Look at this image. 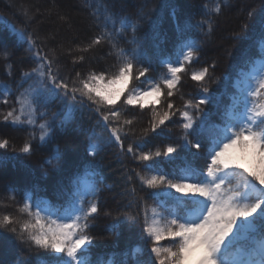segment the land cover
I'll return each mask as SVG.
<instances>
[{"label":"snow or ice","instance_id":"1","mask_svg":"<svg viewBox=\"0 0 264 264\" xmlns=\"http://www.w3.org/2000/svg\"><path fill=\"white\" fill-rule=\"evenodd\" d=\"M95 2L114 30L106 23L87 44L67 51L88 53L107 42L115 63L61 75L56 48L45 51L26 28L10 26L18 42L28 44L36 63L22 74L15 93L0 84V103L9 105L15 94L0 119L34 129L22 147L12 146L14 152L31 155L37 131L41 144L49 143L66 123L95 117L87 155L96 157L115 144L125 164L126 187L120 195L127 201L124 209L130 210L106 212L111 218L108 227L117 236L118 229H126L135 246L114 250L107 261L93 258L97 245L90 225L100 213L102 189L100 165L88 161L57 180L51 198L39 182H26L22 191L6 186L12 203L0 210V264H264V0L259 11L247 10L242 29L248 32L253 22L244 37L250 43L237 61L247 67H240L234 78L225 75L226 82L232 78L231 89L226 83L219 94L210 91L214 60L190 71L199 98L184 100L179 108L174 97L202 51V41L190 35L191 21H182L178 9L167 4L175 24L172 47L154 37L146 49L137 35L147 16L143 9L133 20L105 0ZM224 4L226 0H216L214 7L205 6L208 19L195 25L204 36H211L212 17L221 14ZM151 24L158 35L156 21ZM129 30L126 42L132 47L125 49L118 37ZM0 49L7 59L9 42L3 35ZM84 59L73 55V64ZM137 109L150 114L147 126L139 129L133 114ZM175 116L180 117L178 136L168 127ZM9 147L7 138L0 139V149ZM17 158L0 157V166ZM44 163L60 173V150ZM48 177L46 170L41 179Z\"/></svg>","mask_w":264,"mask_h":264},{"label":"trees","instance_id":"2","mask_svg":"<svg viewBox=\"0 0 264 264\" xmlns=\"http://www.w3.org/2000/svg\"><path fill=\"white\" fill-rule=\"evenodd\" d=\"M29 0H0V35H3L9 42V57L4 56V49H0V84H7L13 93L17 91V85L20 84L22 74L35 66L36 58L31 52L27 51L28 44L23 41L18 42V37L11 31L10 26L15 28H26L27 32L34 34L37 45L47 51L50 48H56L58 53L57 64L61 75H74L76 71L82 73L90 68L97 70L108 68L115 63L114 57L109 55L110 45L103 42L96 46L95 49L88 53L75 51L69 53L68 48H75L77 44L83 46L89 40L101 32L102 26L107 23L109 30H114L110 22L104 21L103 8L97 11L95 0H69L71 8L79 13L84 28V35L76 37L67 36V39H59L58 36L52 35L49 30V23L44 19L45 14L41 10L44 6L28 2ZM114 10L122 12L135 20L137 13L141 9L147 13L146 18L141 21L140 31L137 33L142 38L145 48L150 49L153 39L156 37L163 42L165 47L171 48L175 35V24L170 17L171 9L166 7L167 4H173L179 12L181 20L191 21L193 28L190 35L193 38L202 41V51L197 62L190 66L189 73L183 76L180 91L174 97V103L179 108L184 100L199 97L196 95L199 91V85L191 80L190 71L198 69L205 64H211L214 60L217 66L213 72L214 79L209 84L210 91L219 94L225 88L227 83L231 89L232 78L235 72L240 68L247 66L243 63L238 64V58L241 57L244 50L249 46V41L244 37L250 34L252 23L249 22V31L245 32L242 25L246 22L247 10L254 7L259 11L261 0H226V4L222 7L219 15L212 17L213 31L210 37L204 36L200 29L195 27L196 23L202 19H208L205 16V6L210 9L215 6L216 0H105ZM48 7V6H47ZM49 8V7H48ZM101 17L97 20L93 13ZM62 13V12H61ZM151 21H156L157 33L153 32ZM119 27V23L115 25ZM65 30V29H64ZM206 30V28H205ZM234 34L238 36L234 37ZM129 30L123 36L118 37L119 46L130 49L132 45L126 41L131 38ZM65 42V43H64ZM63 45V48L60 46ZM252 55H255V48L252 49ZM73 55H84L83 62L76 65L73 64ZM101 55L99 59H90V56ZM236 65L234 68L233 66ZM231 74L227 82L225 75ZM155 75V73H153ZM27 87V85H24ZM183 95V99L181 98ZM2 99V97H0ZM226 99V97H225ZM14 103L15 94L9 97ZM0 103V111L6 112L9 107ZM51 110H55V106ZM137 116V128L147 126L149 112L144 110H135L133 113ZM180 117H173V123L168 124L172 129L173 136L180 134ZM59 124V121H57ZM95 124V117L90 121L85 118L81 121L79 117L70 121L62 128H58L55 139L49 143L41 144L39 141V133L37 131L36 139L32 140L33 152L31 155L13 151V147L18 150L23 143L28 140L29 133L34 131L29 126L13 125L11 122H5L0 119V139L7 138L10 141V147L6 150L0 149V157H18L16 160H6L3 166H0V210L4 206L11 204L8 199L11 194L7 189V185H13L21 191L25 187L26 182H39L41 186L48 188V197L53 195L52 186L61 177H66L69 173L75 172L77 168L82 167L88 161H94L100 165V187L102 191L99 195L100 213L90 225V232L96 238L97 247L94 249L93 258L103 257L105 261L111 258V253L116 250L120 251L128 245L135 246L133 240H130V233L126 229H118L119 235L113 234V230L108 227L111 218L106 216V212H115L124 209L127 201L120 195L121 191L126 187L124 181L125 164L118 158V148L115 144L106 146L96 157L87 155L89 134L92 125ZM101 131L100 128L96 129ZM79 140V147L73 148L72 145ZM159 143V142H157ZM152 146V145H149ZM60 150L64 161V167L60 173H53L44 163L45 159L51 158ZM128 166H132L130 163ZM49 172L47 180L41 179L42 173ZM16 200H22L21 192L14 194ZM8 211L16 212L14 207L7 208ZM41 259H44L41 257Z\"/></svg>","mask_w":264,"mask_h":264},{"label":"rangeland","instance_id":"3","mask_svg":"<svg viewBox=\"0 0 264 264\" xmlns=\"http://www.w3.org/2000/svg\"><path fill=\"white\" fill-rule=\"evenodd\" d=\"M44 1L47 5L44 8L41 7V10L45 14L44 19L50 25L49 30L52 35L58 36L59 39H67V36L84 35V28L86 27L83 25L79 13L71 8L69 0H29L28 2L44 6ZM99 58L101 55L90 56V59L93 60ZM75 141L72 145L74 149L80 145L79 140Z\"/></svg>","mask_w":264,"mask_h":264}]
</instances>
